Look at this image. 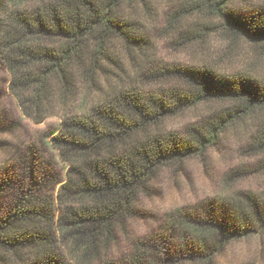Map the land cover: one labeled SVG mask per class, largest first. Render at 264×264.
I'll return each instance as SVG.
<instances>
[{"label": "trees", "instance_id": "16d2710c", "mask_svg": "<svg viewBox=\"0 0 264 264\" xmlns=\"http://www.w3.org/2000/svg\"><path fill=\"white\" fill-rule=\"evenodd\" d=\"M184 1L167 13L170 28L195 14L214 21L179 44L218 31L226 47L219 60L127 66L117 50L149 59L142 20L153 13L151 0H0V60L11 93L34 122L61 120L0 168V264L208 263L249 233L247 206L233 200L157 233L129 235L140 195L162 166L204 153L231 128L254 127L249 147L264 154V77L220 68L241 54L242 41L264 56V3L241 11L231 0ZM141 76L164 85L145 90ZM203 104L209 113L198 121L183 131L169 127ZM122 237L128 246L116 251Z\"/></svg>", "mask_w": 264, "mask_h": 264}, {"label": "rangeland", "instance_id": "374dc122", "mask_svg": "<svg viewBox=\"0 0 264 264\" xmlns=\"http://www.w3.org/2000/svg\"><path fill=\"white\" fill-rule=\"evenodd\" d=\"M184 2L151 0L153 13H146L142 20L151 42L149 59L142 61L141 55L137 56V60L132 59L130 55L117 50L127 66L133 69V66H137L135 63L140 62L150 68L156 63L162 66L188 65L205 58L219 60L217 56H221L226 47L218 31L209 33L204 42L199 40L187 45L179 44L182 36L194 31L199 23L214 21L213 17L195 14L183 18L175 28H170L167 13ZM260 3L264 1L231 0L230 6L244 11ZM206 45L215 54L206 51ZM241 45V54L220 63L221 70L228 67L248 68L257 76L264 77V56L251 54L249 45L244 41ZM149 79L140 77L139 84L145 90L164 85ZM9 83L10 73L0 60V168L13 161L28 143H40L41 136L57 131L61 125L57 116H50L40 123L26 117L9 89ZM208 113L209 107L204 104L191 107L169 119L168 125L183 131L190 123ZM254 130V127L231 128L204 153L162 166L150 182L149 189L140 195L139 214L128 221L129 235H151L180 221L182 216L198 218L216 207L220 211L223 203L229 208L231 201L240 200L246 204L250 215L249 233L229 242L208 263L185 259L178 264H264V154L256 153L249 147ZM59 168L64 175L65 168L61 162ZM247 196L256 199L258 212L249 207ZM241 225L244 228V223ZM127 246L128 239L122 237L116 251L125 250Z\"/></svg>", "mask_w": 264, "mask_h": 264}]
</instances>
